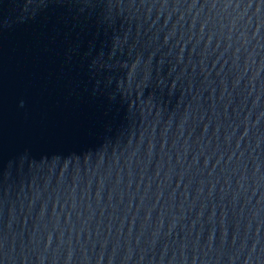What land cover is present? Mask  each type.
<instances>
[{
    "label": "water",
    "instance_id": "1",
    "mask_svg": "<svg viewBox=\"0 0 264 264\" xmlns=\"http://www.w3.org/2000/svg\"><path fill=\"white\" fill-rule=\"evenodd\" d=\"M0 264H264V0H0Z\"/></svg>",
    "mask_w": 264,
    "mask_h": 264
}]
</instances>
